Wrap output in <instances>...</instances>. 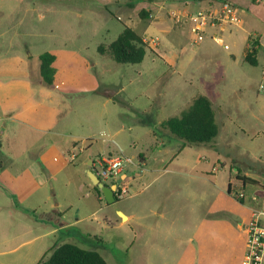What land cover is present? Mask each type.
I'll list each match as a JSON object with an SVG mask.
<instances>
[{
	"label": "rangeland",
	"instance_id": "1",
	"mask_svg": "<svg viewBox=\"0 0 264 264\" xmlns=\"http://www.w3.org/2000/svg\"><path fill=\"white\" fill-rule=\"evenodd\" d=\"M155 1L166 3L164 21L150 17ZM229 1L240 25L209 27L195 43L193 23L179 22L174 14L207 11L208 5L185 13L182 0H0V58L27 59L37 82L38 56H56L63 131L16 126L0 137V264H37L65 242L99 252L108 264L242 263L251 209L264 206V95L258 89L264 47L256 66L244 56L248 39H259L254 34L264 23L251 22L259 10L253 0ZM125 26L145 39L147 52L139 64H120L98 51ZM200 95L211 100L220 131L211 143L189 145L161 123ZM68 133L90 138L85 150L73 151L79 154L74 161L66 150L73 144ZM51 143L67 160L64 166L54 163L55 172L38 161ZM139 153L147 166H129L132 174L122 184L127 193L113 203L103 195L98 199L85 157H132L138 163ZM163 162H173L179 178L189 180V191L182 201L169 196L163 228H150L152 192L165 191L160 181L150 186L162 174L152 168ZM243 178L256 184L243 187ZM243 189L241 203L234 194ZM119 212L137 220L120 223Z\"/></svg>",
	"mask_w": 264,
	"mask_h": 264
},
{
	"label": "crops",
	"instance_id": "2",
	"mask_svg": "<svg viewBox=\"0 0 264 264\" xmlns=\"http://www.w3.org/2000/svg\"><path fill=\"white\" fill-rule=\"evenodd\" d=\"M230 2L229 0H225ZM222 0H182L181 5H184L186 12H190V8H200L202 5H208V9L217 10L225 2ZM253 6L259 8V10L253 12V17L251 22L253 23H264V2L263 0H253ZM231 3V2H230ZM166 3H159L157 1L149 4V10L152 11L150 17L164 21L163 9ZM171 6V5H169ZM179 5H172L171 7H178ZM185 22V21H184ZM183 22V23H184ZM254 35L259 36L260 46L264 45V30L255 31ZM254 33V32H252ZM250 33V34H252ZM144 39V37H143ZM145 40V39H144ZM260 52V50H259ZM259 57V53H258ZM258 64H259V59ZM58 69L55 76V82L50 88L43 87L41 85H34L35 81L31 79L29 74V61L23 57L12 56L0 58V137L8 136L11 132H16V126H22L27 129H32L39 133H53L56 135H62L63 131L58 130L60 120L62 117L61 105L62 101L60 100L59 92L56 91L58 87ZM156 135V134H154ZM66 136L73 137L72 141V150L66 149L68 154H71L70 159L74 161L78 159L79 154H76L75 149L78 148L79 151L85 150L84 141L90 140L87 135L84 134H72L68 133ZM156 137V136H155ZM81 138V140H79ZM175 138V137H174ZM171 137V139H174ZM199 146V145H198ZM2 145H0V150ZM102 155V154H98ZM96 155L94 158L91 155H87L84 160V164L89 163L90 160L95 161ZM175 156V155H174ZM139 157V167L145 164L147 166V159L142 154H138ZM39 163L42 164V167L47 170H52L53 164L61 163L63 166L67 164V160L64 158L60 147L54 143H51L44 149H41L39 153ZM1 162V161H0ZM141 166V167H142ZM3 164L0 163V170H2ZM145 169V168H144ZM142 169V170H144ZM141 170V171H142ZM152 170L155 173L162 172V174L156 175L150 184L160 181L164 185V199L161 195L163 189H157L155 192H152V197L154 198L151 208V214L155 221L151 224L150 228H163L162 223L166 221V212L168 206L170 205L169 196L174 194L178 197L177 200L182 201V197L185 194H188L189 191V180L183 177L179 178V175L182 174L180 171L174 167L173 162H163V164H153ZM126 174H132L130 170ZM176 175V177H168L167 175ZM124 176V175H123ZM126 179V178H125ZM40 186V184H38ZM231 186V184H229ZM231 191V189H230ZM173 194V195H172ZM98 199H102V196H98ZM183 207V204L181 205ZM252 213V212H251ZM126 216L125 220L120 219V223L130 222L134 219L137 220V216L131 213H123ZM251 216V214H250ZM52 217H57V213ZM250 218V217H249ZM249 220V219H248ZM118 220H115L117 222ZM62 226V224H61ZM49 252V251H48ZM47 253V251H46Z\"/></svg>",
	"mask_w": 264,
	"mask_h": 264
},
{
	"label": "trees",
	"instance_id": "3",
	"mask_svg": "<svg viewBox=\"0 0 264 264\" xmlns=\"http://www.w3.org/2000/svg\"><path fill=\"white\" fill-rule=\"evenodd\" d=\"M147 17V13H140ZM259 39H248L244 61L251 66L258 64L260 50ZM99 53H107L115 62L120 64H139L144 60L147 45L141 35L129 26H125L118 37L108 46L99 47ZM40 61L39 80L34 83L46 88L53 86L57 68L56 56L52 52H45L38 56ZM31 77V76H30ZM32 79V78H31ZM174 137L189 145H203L213 142L219 135V125L216 122L215 111L211 100L207 96L196 97L191 105L183 110L179 116L171 117L161 123ZM2 163V162H0ZM95 161H93V166ZM255 183L254 180L242 179L243 185ZM98 196H102L100 189L94 186ZM119 190V189H118ZM230 190V185H229ZM119 192H115V201L119 200ZM241 203L244 200L238 199ZM37 264H108L103 256L95 251L77 246L74 243L65 242L47 252Z\"/></svg>",
	"mask_w": 264,
	"mask_h": 264
},
{
	"label": "built area",
	"instance_id": "4",
	"mask_svg": "<svg viewBox=\"0 0 264 264\" xmlns=\"http://www.w3.org/2000/svg\"><path fill=\"white\" fill-rule=\"evenodd\" d=\"M174 15L179 22L181 18H186L193 23L191 31L194 35L195 43H199L204 39L205 32L209 27L215 28L223 25L238 26L241 22L237 7L227 1H225L218 10H198L192 14H186L184 16L181 14ZM213 40L216 43L222 44V39L220 38L213 37ZM254 40L257 39L255 38ZM262 47H264V45H262ZM258 89L259 92L264 95V67L262 69V79L259 83ZM71 160H73V157ZM131 165L139 167V162L136 163L132 157L100 156L98 159H95V164L93 167L94 172L100 181L110 180V185H112L118 178L122 177L123 175L126 176V172L129 170V166ZM122 184L119 185L115 191L119 192V197L127 193V188L122 186ZM242 186L244 187L243 182ZM231 188L233 189L232 186H230V189ZM234 195L237 199L244 201L246 199L244 189L242 191L235 192ZM251 200L257 203L259 201L255 196ZM251 212V216L246 225L247 251L241 264H264V206L252 208Z\"/></svg>",
	"mask_w": 264,
	"mask_h": 264
},
{
	"label": "water",
	"instance_id": "5",
	"mask_svg": "<svg viewBox=\"0 0 264 264\" xmlns=\"http://www.w3.org/2000/svg\"><path fill=\"white\" fill-rule=\"evenodd\" d=\"M89 167L90 169L87 172L93 186H97L100 189L102 195L104 196L105 200L108 203L115 202V191L117 190V187L121 185L125 180V178L130 176V174H126V176H122L118 178L112 185H106L105 183L101 182L100 179L95 174L94 168H92L93 167L92 160H90ZM119 213L122 220H125L126 216L122 212Z\"/></svg>",
	"mask_w": 264,
	"mask_h": 264
}]
</instances>
